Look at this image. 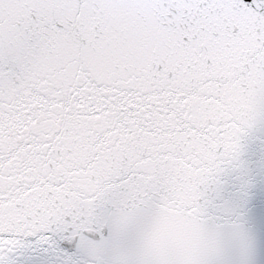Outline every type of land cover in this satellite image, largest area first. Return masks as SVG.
Returning <instances> with one entry per match:
<instances>
[{
  "label": "snow or ice",
  "instance_id": "6c2138e0",
  "mask_svg": "<svg viewBox=\"0 0 264 264\" xmlns=\"http://www.w3.org/2000/svg\"><path fill=\"white\" fill-rule=\"evenodd\" d=\"M0 264H264V0H0Z\"/></svg>",
  "mask_w": 264,
  "mask_h": 264
}]
</instances>
